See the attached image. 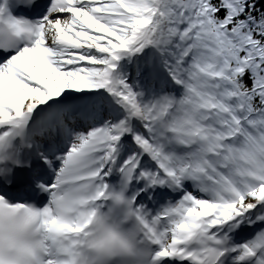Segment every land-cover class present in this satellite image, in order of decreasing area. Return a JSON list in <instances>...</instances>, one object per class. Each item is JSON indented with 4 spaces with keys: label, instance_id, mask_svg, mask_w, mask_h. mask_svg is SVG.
Segmentation results:
<instances>
[{
    "label": "snow or ice",
    "instance_id": "6c2138e0",
    "mask_svg": "<svg viewBox=\"0 0 264 264\" xmlns=\"http://www.w3.org/2000/svg\"><path fill=\"white\" fill-rule=\"evenodd\" d=\"M0 264H264V0H0Z\"/></svg>",
    "mask_w": 264,
    "mask_h": 264
}]
</instances>
